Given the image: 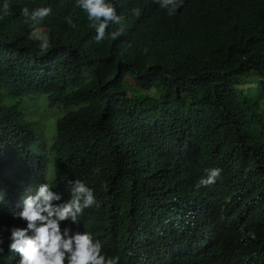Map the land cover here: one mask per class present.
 <instances>
[{"label":"trees","instance_id":"obj_1","mask_svg":"<svg viewBox=\"0 0 264 264\" xmlns=\"http://www.w3.org/2000/svg\"><path fill=\"white\" fill-rule=\"evenodd\" d=\"M4 2L0 264L19 260L3 229L26 227L12 218L23 200L47 183L66 201L75 180L99 206L61 228L91 233L118 264H264V0H177L173 14L155 0H107L122 19L100 43L76 0H8L6 14ZM48 6L35 24L49 41L41 51L20 10ZM27 96L65 110L50 183L20 111ZM212 168L216 183L197 189Z\"/></svg>","mask_w":264,"mask_h":264},{"label":"clouds","instance_id":"obj_2","mask_svg":"<svg viewBox=\"0 0 264 264\" xmlns=\"http://www.w3.org/2000/svg\"><path fill=\"white\" fill-rule=\"evenodd\" d=\"M160 8L173 14L177 7V0H155ZM76 5L81 8L95 29V42L104 40L109 24L121 23V17L117 14L115 6L107 0H76ZM10 5L8 0L3 4V11L8 13ZM133 14L137 9H132ZM52 13L51 6L40 7L31 12L27 7L20 10L21 16L33 24L30 38L40 41L41 51L49 47L48 38L35 30V24L43 21ZM66 22L75 27L71 19ZM123 31V29H121ZM120 32L112 33L115 40ZM97 172L99 169L96 170ZM221 169L212 168L206 170V176L196 184V188L209 187L216 183L221 175ZM71 183L70 198L63 200L60 193L50 189V185L43 183L38 186L35 195L23 200V208L19 212L12 213L14 220L26 223V227L4 228L10 232L8 236V251L18 254L17 264H118L119 257H111L103 253L101 241L94 240L91 233L73 232L70 227L61 228L62 222H77L78 217L85 209L99 206L94 192L81 180ZM5 194H0V201ZM4 242L0 238V244Z\"/></svg>","mask_w":264,"mask_h":264},{"label":"rangeland","instance_id":"obj_3","mask_svg":"<svg viewBox=\"0 0 264 264\" xmlns=\"http://www.w3.org/2000/svg\"><path fill=\"white\" fill-rule=\"evenodd\" d=\"M15 100L17 99L8 95H4L2 99L3 103L6 104H12ZM20 111L27 120L33 122L36 126L35 132L38 141L33 150L35 149L38 154L44 155L50 160L48 166H51V171H48L46 167V178L47 182L50 183L53 177L51 172L54 171V161L50 153L51 156H47V151L55 138L56 121L65 110L59 105L51 106L45 96H27L22 98ZM42 149L45 150L43 153L41 152Z\"/></svg>","mask_w":264,"mask_h":264}]
</instances>
